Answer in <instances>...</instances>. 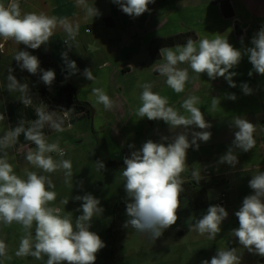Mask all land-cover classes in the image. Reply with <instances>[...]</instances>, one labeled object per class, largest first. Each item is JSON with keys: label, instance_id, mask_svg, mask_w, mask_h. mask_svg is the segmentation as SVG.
Segmentation results:
<instances>
[{"label": "clouds", "instance_id": "1", "mask_svg": "<svg viewBox=\"0 0 264 264\" xmlns=\"http://www.w3.org/2000/svg\"><path fill=\"white\" fill-rule=\"evenodd\" d=\"M83 3V0H79ZM122 11L129 16L139 17L149 11L148 5L155 0H113ZM86 14L97 16L98 9L88 6ZM61 27L67 35L64 43L69 49L73 48L70 41H75L79 32V25H71L65 19H57L36 12L22 13L19 0L0 2V38L11 40L17 45L23 44L26 48L39 49L46 45L55 30ZM90 31V30H88ZM243 39V38H242ZM251 47L243 51L235 48L227 38L217 35L214 38L201 37L198 41L189 37L183 45L163 47L160 55L164 62L156 65L155 71L166 77V84L175 92L182 93L189 80L190 68L197 77L206 73L210 80L223 77L229 87L235 88L233 80L238 73L230 71L236 68L243 56L247 55L253 72L264 76V26L252 37ZM68 75L78 71L76 61L68 59V53L61 54ZM20 69L27 70L35 75L42 73L40 79L46 86H51L56 78L52 69L44 70L40 67V60L29 51L18 50L14 56ZM186 64L187 68L180 67ZM9 69L7 88L9 92L19 91L20 100L24 105L32 103L29 96V86L21 83ZM83 75L88 80L95 77L90 69L85 68ZM66 79L68 76L65 77ZM140 106L136 110L139 118L162 120L171 129H183L177 133L171 142L157 143L147 140L139 150L132 151L130 157L124 158L122 176L124 189L127 194L126 215L128 219L123 227H131L139 233H148L156 240L164 230L175 225L178 220L177 212L181 207V193L184 191L182 174L186 170L187 150L193 146L198 150L200 141L208 142L212 133L208 131L212 125L205 119L204 113L197 105L200 98L191 95L184 99L181 108L186 114L169 106L168 98L152 91L150 83L140 86ZM240 88L244 95H252L253 89L247 82H242ZM92 95L96 104H102L105 110L115 107V102L102 88H93ZM226 98L235 101V93L226 94ZM220 99L211 100V111H215ZM37 119L30 122L25 128L24 122L19 124L0 137V224L22 226L23 235L19 247L15 252L17 257L31 256L37 260L47 257L45 264H95L97 253L105 247V242L94 231L91 223L94 217L103 213L100 200L91 193L74 197L82 201L77 211L82 212L73 222L70 215H64L60 207L50 206L56 200L55 185L48 175L38 174L35 171L25 170V176L16 174L13 165L7 157V149L11 148L18 137L23 134L27 141L35 145V151L26 153V161L43 173L61 171L65 184L71 186L73 177L72 162L64 159L65 150L60 147L59 140L49 142L43 129L47 125L54 131L62 132L63 120L55 117L54 113L43 107L36 110ZM5 117L0 114V120ZM195 126L201 131H192L188 138V130ZM238 129L234 133V140L227 152L220 157L219 163H227L235 167L238 158L235 150L249 152L255 147V125L245 118L235 117L230 125ZM167 140V137L162 138ZM130 147H133L130 145ZM55 154L59 159L54 158ZM97 170L104 169L102 161H97ZM199 182L198 172L192 173ZM248 186L252 193L243 198L242 205L235 216L239 227L232 229L233 236L238 238L239 244L253 253L264 257V171L251 176ZM68 199L61 203L67 205ZM228 217V211L220 205H210L206 214L190 225L199 235L207 234L212 240L221 232V225ZM33 225L35 230L33 234ZM7 256V245L0 239V257ZM11 259V257H7ZM241 256L236 248L217 249L210 260H203L201 264H241Z\"/></svg>", "mask_w": 264, "mask_h": 264}, {"label": "crops", "instance_id": "2", "mask_svg": "<svg viewBox=\"0 0 264 264\" xmlns=\"http://www.w3.org/2000/svg\"><path fill=\"white\" fill-rule=\"evenodd\" d=\"M221 1L223 0H155L148 5V12L139 17H132L124 13L113 0H83V3L79 0H19L22 13L43 12L57 19H65L73 26L78 24L79 32L75 41H70L73 44L71 49L64 43L67 35L61 27L55 30L46 45L35 50L0 38V83L7 81L10 68L19 81H27L28 75L33 76L27 70L22 71L14 60L18 50H26L39 58L41 69H52L56 73L52 85L46 86L40 79L42 73L38 72L34 75L36 84L29 89L42 86L51 96H55L58 87L70 84L76 88L80 100H86L94 107H96L94 100L81 97L80 86H85L91 95L93 88L104 89L115 102V107L105 110L108 121L104 129L109 140L123 144V148L125 147L123 151L118 152L119 155H124L127 147L130 152L139 150L149 139L167 144L177 133L183 131L179 128L171 129L162 120L139 118L135 114L141 103L139 96L142 92L140 87L142 84L150 83L152 91L167 97L169 106L174 107L181 114H186L181 108L182 101L191 95H196L200 98L197 106L212 125L208 129L212 136L208 142H198V150L195 146L187 150L186 164L190 169L188 181L195 180L192 175L194 171L199 173L200 178L216 180L214 181L216 185H219L217 184L219 180L230 183L235 176H242L245 172L253 171L255 174L256 171L264 170V76L255 72L252 76L248 75L252 65L247 55L243 56L236 68L230 70L238 73L233 77L237 87H229L223 77L210 80L206 73L197 77L189 68V80L185 90L178 94L166 84V77L155 71L156 65L164 62L163 58L153 59L149 52V46L154 39L188 31L196 33L197 41L201 37L206 36L211 39L221 35L241 51L251 47L252 37L264 26V0H228L234 10L233 18L224 17L220 8ZM0 2L7 4L8 0H0ZM88 6H95L99 14L93 18L88 16L86 14ZM236 22L241 25V38L236 35ZM126 39L141 42L143 52L138 56L128 57L126 61H120L119 45ZM120 51L122 55L124 50ZM64 52L68 53L69 60L76 61L78 71L74 75H68L69 70L61 55ZM133 53L135 52L129 54ZM180 67L187 68L188 65L182 64ZM85 68L92 71L94 80H88L83 75ZM242 82H247L253 89L252 95H244L240 88ZM112 88L116 92L119 90V94L113 92ZM0 92L3 94L1 88ZM228 93H235L237 99L235 101L227 99ZM213 96L220 99V104L214 112L210 110ZM36 97L39 99L40 94ZM92 97L94 98L93 95ZM130 103H135L137 106L132 107ZM41 105L47 108L44 104ZM7 106L8 103L5 105V111ZM6 115L11 130L7 111ZM237 116L255 125L256 144L246 153L235 150L238 163L233 167L227 163H219V160L234 140V133L238 129L230 125ZM143 122L145 124H142ZM141 130L143 133H140ZM148 131H151L150 135L147 134ZM192 131L201 130L191 126L188 130L189 140L192 139ZM137 136L140 141L136 139ZM164 137L168 139L163 140ZM227 199L224 201L219 199L216 204L224 207ZM260 263H264V257Z\"/></svg>", "mask_w": 264, "mask_h": 264}, {"label": "rangeland", "instance_id": "3", "mask_svg": "<svg viewBox=\"0 0 264 264\" xmlns=\"http://www.w3.org/2000/svg\"><path fill=\"white\" fill-rule=\"evenodd\" d=\"M119 47L120 50H124L122 55L121 51H118L120 61H126L128 57H135L143 52L142 43L139 41L133 42L126 39ZM132 51L135 53L129 54ZM79 68L81 69L80 66ZM27 77V81L20 82L28 84L29 87L34 86L36 84L35 76L28 75ZM7 83V81L0 83L3 92V94L0 92V114L5 117L0 120V137L10 130L5 105L19 101L21 96L19 91L9 92ZM112 83L113 81L111 85ZM114 91L115 89H113ZM80 92L83 99L95 102V97H92L85 86H80ZM119 92L117 90L116 93L119 94ZM37 105V108L43 107L46 111L54 113L55 117L62 119L66 124L68 123L66 121L71 118L75 119L63 126L62 132L45 126L47 140L54 142L58 139L60 147L66 153L63 158L70 159L72 162L71 186L65 184L61 171L51 174L43 173L42 170L34 168L26 161L27 151H35L34 144L32 147L25 148L14 144L6 150L8 160L13 165L16 174L21 177L26 178L25 170L48 175L55 185L50 190L57 194L56 200L50 206L60 207L64 215L71 216L73 222L77 216L82 214L77 211L82 201L75 200V196L91 193L100 200L103 213L93 218L90 230L101 237L105 242V247L97 253L95 264H201V261L205 259L210 260L216 254L217 249L229 248H236L237 254L242 258L241 264H261L262 257L249 253L239 244L238 238L231 233L232 229L239 227L235 212L241 207L243 198L252 193L248 181L251 179L253 171L252 174L245 172L242 176L237 175L233 181L227 182L229 184L215 185L209 190V200L212 202L210 205H217L216 201L222 198V194H225V200L228 198L227 204L224 206L228 211V217L223 221L221 232L215 239L210 240L207 234L199 235L194 230L190 231L189 228L197 219L206 214L210 205L193 208L189 197L181 193V207L177 212L176 224L164 230L163 234L154 240L148 233H139L131 227H123L128 217L126 215L127 194L124 189L125 181L122 171L125 167L124 158L129 157L131 152L127 147L125 154L119 155L118 152L123 151L125 147L123 148V144L109 140L104 129L108 118L103 105L95 104L96 107H94L91 104L94 108L92 117L86 113H81L78 116L75 109L72 111L73 109L65 101H61L49 109L41 104ZM130 105L137 106L135 103H130ZM140 133H143V130ZM147 134L150 135L151 131H148ZM111 143L112 145H110ZM53 155L54 158L59 159L55 154ZM97 161L103 162L104 169L97 170ZM189 172L190 169L186 164V170L182 174L184 184L188 182ZM259 172L261 171H256L255 174ZM247 175L251 176L247 177ZM65 199L69 200L67 205L61 203ZM34 230L35 225L32 229L33 234ZM23 234L22 226L19 224H0V239H3L7 245V256L0 257V264H45L46 256L37 260L31 256L17 257L15 255ZM7 257H11V259Z\"/></svg>", "mask_w": 264, "mask_h": 264}, {"label": "trees", "instance_id": "4", "mask_svg": "<svg viewBox=\"0 0 264 264\" xmlns=\"http://www.w3.org/2000/svg\"><path fill=\"white\" fill-rule=\"evenodd\" d=\"M220 8L224 17L226 18L234 17V10L231 7L228 0L221 1ZM235 28H236L237 37L241 38L242 29H241V25L238 22H236ZM189 37H191L193 40H197V35L194 31H188L186 33L177 34L168 37L156 38L151 42L149 46L150 56L153 59H158L161 57L160 55L161 48L173 47L177 44L183 45ZM0 60H1V56H0ZM29 93H30L29 96L32 101L30 105H24L21 102V100H19L7 106L6 111L10 119L11 129H14L19 124L20 121L24 122L25 128H27L30 125V122L35 121L38 118L36 114V110L38 107L37 104H44L49 109L53 107L55 104H59V102L65 101L67 105L73 109L72 111H74L75 109L78 116L81 113H86L89 117H92L94 113L93 106L87 101L80 100L78 98L76 88L70 84H63L60 87H58L55 96H51L48 90L42 86L30 88ZM37 94H40L41 98L39 97L38 99L36 97ZM74 120H75L74 118H71L69 121L66 122L71 123ZM68 123L66 124L64 121L63 126L68 125ZM45 128L46 127H44L43 129L44 135L46 132ZM15 145L16 146L29 145L30 147H32L33 143L27 141L24 135L21 134L18 137L17 141L15 142ZM214 181L216 180L213 179L210 180L209 178L207 179L200 178L199 182H197L196 180H192V181H188L186 184L183 185L184 191L182 193L189 197L190 204L193 208L209 206L212 203L209 200L208 194H209V189L213 185H216L215 184L216 182ZM223 183H227V181L222 182L221 180H219L217 184L222 185Z\"/></svg>", "mask_w": 264, "mask_h": 264}, {"label": "built area", "instance_id": "5", "mask_svg": "<svg viewBox=\"0 0 264 264\" xmlns=\"http://www.w3.org/2000/svg\"><path fill=\"white\" fill-rule=\"evenodd\" d=\"M221 200H225V194H222V198H221Z\"/></svg>", "mask_w": 264, "mask_h": 264}]
</instances>
